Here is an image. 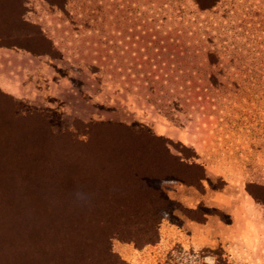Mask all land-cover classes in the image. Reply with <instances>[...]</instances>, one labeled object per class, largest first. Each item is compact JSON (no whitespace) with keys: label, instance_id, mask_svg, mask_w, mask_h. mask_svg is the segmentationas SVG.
I'll return each instance as SVG.
<instances>
[{"label":"rangeland","instance_id":"1","mask_svg":"<svg viewBox=\"0 0 264 264\" xmlns=\"http://www.w3.org/2000/svg\"><path fill=\"white\" fill-rule=\"evenodd\" d=\"M0 199L163 215L119 264H264V0H0Z\"/></svg>","mask_w":264,"mask_h":264},{"label":"trees","instance_id":"2","mask_svg":"<svg viewBox=\"0 0 264 264\" xmlns=\"http://www.w3.org/2000/svg\"><path fill=\"white\" fill-rule=\"evenodd\" d=\"M82 147L86 150L87 144L79 147L76 145L70 151L74 154L75 149L79 151ZM85 154L92 156L88 149L82 152V155ZM95 155L93 156L96 158ZM107 157L104 154L103 159L101 158L103 162ZM26 192L30 196L34 191L29 188ZM46 204V200L33 202L31 199H0V264H38L39 260L43 264H55L53 259L60 251L64 255L65 252L70 254L69 257L74 260L71 263L96 264L93 240H97V244H107L101 252L104 255H98L101 257V264H108V261L119 264L118 260H113L110 240L118 238L132 242L138 248L153 245L159 240V225L164 217L157 215L139 219L126 218L127 220L113 217L92 220L48 214L56 211L54 207L60 208L63 205L51 201L49 207ZM17 235H20L21 240L13 242V237ZM42 244L43 251L36 252V246Z\"/></svg>","mask_w":264,"mask_h":264}]
</instances>
